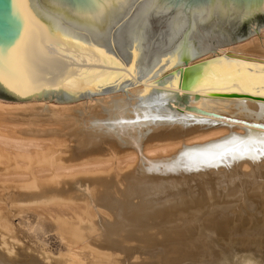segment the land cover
Instances as JSON below:
<instances>
[{"label": "bare ground", "instance_id": "obj_1", "mask_svg": "<svg viewBox=\"0 0 264 264\" xmlns=\"http://www.w3.org/2000/svg\"><path fill=\"white\" fill-rule=\"evenodd\" d=\"M215 50L74 103L0 99V264H264V27Z\"/></svg>", "mask_w": 264, "mask_h": 264}, {"label": "water", "instance_id": "obj_2", "mask_svg": "<svg viewBox=\"0 0 264 264\" xmlns=\"http://www.w3.org/2000/svg\"><path fill=\"white\" fill-rule=\"evenodd\" d=\"M264 27V0H0V99L74 103L146 83ZM15 68V65H12Z\"/></svg>", "mask_w": 264, "mask_h": 264}, {"label": "snow or ice", "instance_id": "obj_3", "mask_svg": "<svg viewBox=\"0 0 264 264\" xmlns=\"http://www.w3.org/2000/svg\"><path fill=\"white\" fill-rule=\"evenodd\" d=\"M15 65V68L12 65ZM18 73L25 84L30 83V78L28 74V65L26 61V55L18 47L12 52L6 53L3 60H0V83L4 82L5 74ZM261 154H264V139L259 142V148L257 149ZM249 149H245V154ZM225 153H216V156H222ZM240 158H246V155H241Z\"/></svg>", "mask_w": 264, "mask_h": 264}, {"label": "rangeland", "instance_id": "obj_4", "mask_svg": "<svg viewBox=\"0 0 264 264\" xmlns=\"http://www.w3.org/2000/svg\"><path fill=\"white\" fill-rule=\"evenodd\" d=\"M13 221H14V225H16V226H17V225H18V221H17V219H16V218H14V219H13ZM49 242H50V245H52L51 247H53V246H56V245H55V244H56V242H54L53 240H52V241L50 240ZM53 243H54V244H53ZM50 245H49V246H50ZM53 248H54V249H57V246H56V247H53ZM58 250H60V248H59V247H58Z\"/></svg>", "mask_w": 264, "mask_h": 264}]
</instances>
